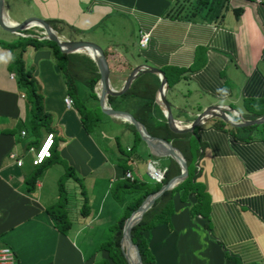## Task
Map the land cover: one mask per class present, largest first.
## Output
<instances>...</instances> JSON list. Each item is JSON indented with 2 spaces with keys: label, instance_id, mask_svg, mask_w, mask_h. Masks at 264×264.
<instances>
[{
  "label": "crops",
  "instance_id": "crops-1",
  "mask_svg": "<svg viewBox=\"0 0 264 264\" xmlns=\"http://www.w3.org/2000/svg\"><path fill=\"white\" fill-rule=\"evenodd\" d=\"M171 2L3 0L13 20L31 15L57 18L58 34L92 40L108 51V58L121 72L137 62L160 68L167 80L166 100L173 116L182 122L194 118L210 103L223 104L231 120H237V114L252 118L264 113V0H228L229 8L214 20L165 14ZM231 7L239 11L234 13ZM0 30L5 31H0V39L16 34ZM140 30L149 33L144 46L138 44ZM19 52L25 65L33 66L43 107L52 114L50 129L40 126L32 132L29 101L8 68ZM122 79L115 75L110 82L117 87ZM77 87L85 97V85L79 83ZM66 94L63 77L48 49L29 44L23 49L0 46V245L13 250L15 264H90L106 251L92 246L93 232L81 236L77 244L79 233L103 209L117 205L116 218L122 207L108 195L120 145L116 143L111 150L97 145L83 128L77 111L64 103ZM153 104L155 114L163 117ZM110 117L129 137L123 146L128 149L131 130L125 121ZM45 131L53 132L50 156L43 160L45 165L28 189L25 178L37 169L31 156ZM192 132L197 142L203 143L193 163L196 180L205 192L202 211L208 226L203 215L190 208L194 193L188 191L181 198V189H174L168 222L143 229L154 264H236L227 259L226 252L234 254L240 264H264V121L235 125L212 115L195 125ZM140 150L149 151L144 142ZM151 157L165 164L151 153L134 159L128 171L133 175L135 168L139 177L149 178L145 162ZM66 165L82 177L80 182L73 178L72 194L83 202L89 190L94 193L92 207L88 206L85 213H80L79 207L73 210L65 186L66 179L72 177L64 178L70 224L62 232L52 225L44 206L55 200L57 178Z\"/></svg>",
  "mask_w": 264,
  "mask_h": 264
},
{
  "label": "trees",
  "instance_id": "trees-1",
  "mask_svg": "<svg viewBox=\"0 0 264 264\" xmlns=\"http://www.w3.org/2000/svg\"><path fill=\"white\" fill-rule=\"evenodd\" d=\"M227 8H229L228 0H172L165 14L176 17L192 16L214 20L218 19ZM231 9L234 13L239 11L238 7H231ZM46 21L58 33H61L60 28L57 27V18L49 17L46 18ZM21 31L27 32L25 30ZM27 44L34 48L43 47L49 50L51 59L61 72L65 91L71 98V105H73L74 109L77 111L83 128L89 133L88 123L90 119L94 118L92 114H94L93 110L96 106L92 107L85 105L83 98L79 94L77 85H79V83L85 85L87 88L86 95L89 98L92 97L97 100V96L93 90L94 83L98 78L94 62L83 53L62 52L59 50L55 41L46 38H38L32 35H18L14 40L0 39V46L7 49L13 47L23 49ZM102 50L109 67L110 80L112 81L115 75H120L124 78L130 69L124 72L119 71L120 69L116 66L117 64H112V60L108 58V51L106 49ZM8 68L12 69L15 73L16 79L23 88L24 95L29 101V117L32 132H35L40 126L50 129L52 114L43 107V94L39 83L32 74L33 66L25 65L22 54L19 52L12 57L8 64ZM156 84L157 77L154 76L153 73L144 72L137 75L125 91L116 95H107V102L112 108L126 110L138 119L150 134L170 140L171 143L180 150L186 163V176L171 188L163 190L153 200L149 208L143 212L138 222L130 228V238L137 246L142 264H154L153 256L143 236V229L150 227L156 222H168L169 215L172 212L171 194L174 189H181V198H184L188 191L194 193L195 200L190 204V208L193 212L203 215L204 225L206 227L208 226L206 212L204 213V211H202V205L205 203V192L201 183L196 180L197 171H194L193 163L195 157L199 154L198 148L200 146L202 147L203 143L197 142L194 132L173 131L163 117H159L155 114L153 94ZM89 114L91 116H89V120H87ZM126 125L132 132V141L128 149L120 147V156H118L114 163L116 171L108 188V195L122 204V207L117 217L107 223L110 230L107 237L105 239H100L98 244L96 243L95 245V249L103 248L106 251V255L98 257L90 264H127L119 246L123 219L140 203L147 193L156 190L161 182L179 173L178 164L172 158H169L168 163H166L167 169L161 182L150 181L148 177L142 178L136 173L132 175V179L124 176V172L131 169L134 159L139 160L151 154L149 151L146 153L141 152L135 141H142L136 129L130 123H126ZM129 152L133 154H129ZM44 165V161L36 164L35 168L37 169L25 178L28 189L32 188L38 172ZM68 176L75 178L78 182H80L82 178L70 165H66V170L61 172L57 178V196L55 200L44 206L52 225L62 232L66 231L69 226L66 211L63 210L68 198L63 180ZM86 206L84 202L79 205L80 213L85 212ZM225 255L227 259L235 261L236 264H240L234 254H228L226 252Z\"/></svg>",
  "mask_w": 264,
  "mask_h": 264
},
{
  "label": "water",
  "instance_id": "water-1",
  "mask_svg": "<svg viewBox=\"0 0 264 264\" xmlns=\"http://www.w3.org/2000/svg\"><path fill=\"white\" fill-rule=\"evenodd\" d=\"M11 21V22H8ZM34 21L35 23L31 24ZM31 26H37L34 29V34H29L22 32L23 29L32 28ZM0 27L20 34L21 36L32 35L38 38H46L56 42L58 48L62 52H82L86 54L93 62L98 73V78L96 79L93 90L97 96L98 106L101 111L110 116H115L123 121H128L136 129L140 139L145 143L149 151L154 155H169L173 158L179 166V173L161 182L158 188L152 192L147 193L140 203L123 219L121 226V235L119 238V246L122 251V255L127 262V264H142L137 246L132 242L130 238V228L132 225L138 222L143 212L149 208L153 200L165 189L171 188L178 182H180L187 174L186 163L180 152V150L174 146L170 140L163 139L161 137L154 136L150 134L145 126L136 119L133 115L123 109L112 108L107 102V95H116L125 91L131 81L140 73L150 72L155 73L158 77V84L154 90L153 102L160 108L164 120L167 122L169 127L175 132H192L195 125L204 121L209 116H219L223 120L230 124L235 125H246L253 124L256 122L264 121V113L259 116L252 118H244L241 114H237V120H231L229 114L227 113V108L223 104L210 103L203 106L196 114L195 117L187 122H182L173 116L170 106L165 97V91L167 87V80L163 71L153 65L146 64L143 62H137L133 64L131 69L127 72L125 77L119 86H114L109 79V67L106 58L103 54L102 48L93 42L92 40L86 38H66L60 35L56 30L46 21L45 18L39 16H27L21 20H13L9 18L3 0H0ZM36 32H41V35L36 34ZM91 51V52H90ZM94 55H92V54ZM126 240V244L130 247V254L123 247V241ZM134 256V259L131 258Z\"/></svg>",
  "mask_w": 264,
  "mask_h": 264
},
{
  "label": "rangeland",
  "instance_id": "rangeland-1",
  "mask_svg": "<svg viewBox=\"0 0 264 264\" xmlns=\"http://www.w3.org/2000/svg\"><path fill=\"white\" fill-rule=\"evenodd\" d=\"M8 5H9V11H11L12 10L11 4H8ZM16 11L20 12L19 9H17ZM31 27L32 28L24 29V30L27 32H29V31L32 32L35 28H38L37 26H31ZM0 31L5 32L2 30H0ZM17 37H18L17 34L9 33V34H7L8 39H6V40H14ZM84 90H87L86 86H85ZM82 98H83V101H84L86 106H92V107L96 106V108L93 110L94 114H92L94 116V118L89 120V116H91L90 114L88 115V118H87V120H89V123H88L89 133H90L91 137L93 138V140L95 141V143L98 145V142H99L100 145L102 144V146L104 148L106 147L107 150L108 149L111 150L113 148H116V143L117 144L119 143L120 147L125 146V142H127L129 140V137L127 139V137L125 136V133L123 132V129L121 131L122 125H118V124L111 122L109 119V118H111L110 115L105 114L104 112L101 111L100 107L98 106L97 100H95L92 97H90V98L87 97L86 94H85V97H83V93H82ZM71 106L74 108L73 105H71ZM125 122L128 123V121H126V120H125ZM126 127H127V125H126ZM45 133H46V131L44 132V134ZM135 141H136L137 147L139 149H142V144H143L142 141H140V140H135ZM159 158H161V161L165 162V164H166V163H168L169 158H171V157L169 155H163L162 154V155H159ZM165 164L162 163V165H165ZM142 166H143V164H142ZM134 172L136 173L135 168H134ZM69 180L70 181H68V178L66 179L65 186H66L68 193H69V201L74 206L73 210H77V207H79L80 202H82L81 201L82 199H80L77 195L72 194V191H70V189H71L70 186H71V184L74 183L75 180L73 178H69ZM149 180L152 181L151 178ZM67 181H68V183L66 184ZM93 193H94L93 189L89 190L87 192V197H86L87 199L84 198L85 201H83V202L85 203V206L87 205L86 210L88 209V206H89V208L92 207L91 202H92ZM106 202H107V200H105L103 202V204H106ZM115 204H117V203L115 202ZM66 207H63V210H66ZM116 207H117V205L114 206V204H112L110 207H107V209H103V212L95 221H93L92 223H87L86 226L83 228V230L79 233V236L77 237L76 243L79 244V239L81 238V236H86L85 234H87L89 232L90 233L93 232L92 246H95L96 243L100 239H105L110 232L109 227L107 225V222L110 219L115 218ZM78 210H80V208H78ZM72 212L73 211H71V209H70L68 211V216L71 220V227L73 228L74 216H73ZM69 224H70V222H69ZM68 227H67V229H68Z\"/></svg>",
  "mask_w": 264,
  "mask_h": 264
},
{
  "label": "built area",
  "instance_id": "built-area-1",
  "mask_svg": "<svg viewBox=\"0 0 264 264\" xmlns=\"http://www.w3.org/2000/svg\"><path fill=\"white\" fill-rule=\"evenodd\" d=\"M26 33V32H25ZM31 34L30 32H27ZM34 34V32L32 33ZM36 34L41 35V32H36ZM20 35V34H18ZM149 38L148 31L140 30L138 34V44L139 46H144ZM12 76V73H10ZM64 103L66 105L71 104V98L67 94L63 97ZM53 144V132L46 131V133L40 139L38 146L33 150L31 156V163L38 164L42 162L45 158L50 156L51 146ZM12 155V154H10ZM146 173L154 181L161 182L164 178L165 171L167 169L166 165H162L154 157L149 158L146 161ZM124 176L132 179V174L130 171H125ZM13 250L8 245H0V264H15Z\"/></svg>",
  "mask_w": 264,
  "mask_h": 264
},
{
  "label": "bare ground",
  "instance_id": "bare-ground-1",
  "mask_svg": "<svg viewBox=\"0 0 264 264\" xmlns=\"http://www.w3.org/2000/svg\"><path fill=\"white\" fill-rule=\"evenodd\" d=\"M8 22H11V21H9L8 20ZM33 23H35L34 21H32L31 22V24H33ZM91 52V51H90ZM92 54V53H91ZM92 55H94V54H92ZM123 247L127 250V252L130 254V252H131V249H130V247L126 244V240H124L123 241ZM132 260L134 259V256L131 258Z\"/></svg>",
  "mask_w": 264,
  "mask_h": 264
}]
</instances>
